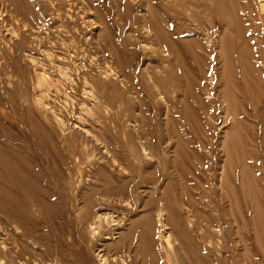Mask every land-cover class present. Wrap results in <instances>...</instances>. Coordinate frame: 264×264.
Here are the masks:
<instances>
[{
  "label": "rangeland",
  "instance_id": "374dc122",
  "mask_svg": "<svg viewBox=\"0 0 264 264\" xmlns=\"http://www.w3.org/2000/svg\"><path fill=\"white\" fill-rule=\"evenodd\" d=\"M26 1L33 11L63 7L55 15L47 12L42 25L48 26L39 29L24 26L10 1L0 0V125L15 138L14 149L32 157L41 177L38 186L45 188L38 195L47 204L38 213L30 198L27 212L17 219L0 208V264H191L196 257L200 263L208 258L209 264H264V0H182L181 17L171 0ZM154 15L167 22L166 31L195 59L186 56L181 65L169 47L159 44L148 28ZM47 54L60 55L52 58L57 59L54 67L69 68L73 81L61 78L69 93L66 100L54 93L45 99L53 115L36 102L40 94L34 69L49 64L46 69L60 76ZM243 89L254 96L250 102L242 98ZM228 90L242 98L237 96V109H231L236 114L221 104ZM257 101L260 126L254 115ZM34 131L45 137V145ZM76 160L83 166L80 171L73 169ZM224 166L230 167L232 181L228 178L226 189L220 185ZM154 181L160 184L157 190ZM106 189L119 192L126 203H105L101 195ZM161 211L163 224L158 222ZM161 230L171 235L172 247L164 243L165 250Z\"/></svg>",
  "mask_w": 264,
  "mask_h": 264
},
{
  "label": "bare ground",
  "instance_id": "6f19581e",
  "mask_svg": "<svg viewBox=\"0 0 264 264\" xmlns=\"http://www.w3.org/2000/svg\"><path fill=\"white\" fill-rule=\"evenodd\" d=\"M8 1H10V6H11V10H12V12H13V14H16L18 17H20V18H22L23 20H22V22L24 23V26H27L26 25V23H30V27H37L38 25H41V26H46V25H42L43 23H45V22H47L46 21V13L47 12H51V11H54L53 12V15H55L56 13H58L59 11H61L62 9V7L63 6H61V7H56L55 6V4L54 5H51L50 6V8H51V10H50V8H47V7H38V9H36L35 11H33V8L31 7V5L28 3V1H26V0H8ZM186 1H188V0H186ZM225 1H227V0H225ZM84 2V1H83ZM184 2V1H183ZM9 3V2H8ZM179 3H182V0H171V2H170V4H171V6L172 7H175V14H177L176 16H179V17H181L182 16V4H180L181 5V7H180V5H179ZM3 4H5V3H3ZM186 4H187V2H186ZM191 3H189L188 5H190ZM185 5V4H184ZM183 5V6H184ZM10 6H9V8H10ZM186 6V5H185ZM5 7H6V4H5ZM35 7V6H34ZM8 8V9H9ZM182 8V9H181ZM5 9V8H4ZM35 9V8H34ZM65 9V8H64ZM184 9H185V7H184ZM216 9H217V7H216ZM222 9H223V7H222ZM187 10V9H186ZM224 10V9H223ZM226 10H227V7H226ZM6 12V11H5ZM158 12V11H157ZM6 14V13H5ZM157 15H154V17H153V20H151L148 24H149V29L151 28L152 29V31H154V36H156V39H158L157 41L158 42H160L159 44H161L162 43V45H164L165 47L167 46V48L169 47L170 49H171V51H172V53H174L175 54V56H176V58H177V60L181 63V65H184V60H185V57L187 56V58H188V56L190 57L189 58V60L191 59V58H193V59H195L196 58V56H194V54H192V52L191 51H189V49H188V47L187 46H184L183 45V43L182 42H177V41H175V40H173V39H175L174 37H172L173 35H171L172 33H168L167 31H166V29H165V27H164V25H165V23H167V22H165V20H163V21H161L159 18H158V16L156 17ZM17 18V17H16ZM21 22V21H20ZM11 25V24H10ZM31 25H34V26H31ZM48 26V25H47ZM148 26V25H147ZM167 26V25H166ZM38 28L40 29V26H38ZM147 28V29H148ZM36 29V28H35ZM49 31V30H48ZM174 34V33H173ZM175 35V34H174ZM59 36V35H58ZM43 42V41H42ZM231 42V41H230ZM51 43V42H50ZM56 45V44H55ZM70 45V44H69ZM230 45V44H229ZM36 46V45H35ZM43 46V45H42ZM49 46V45H48ZM55 47V46H54ZM65 47V46H64ZM232 47V46H231ZM39 48V47H38ZM234 48V47H233ZM169 49V50H170ZM170 51V52H171ZM198 51V50H197ZM236 52V51H235ZM49 53V52H48ZM45 55V54H44ZM48 55V54H47ZM46 55V56H47ZM56 55V54H55ZM54 55V56H55ZM244 55V54H243ZM52 57L50 54L47 56V57H51V60H52V58H60V55H58L59 57H57V55L55 56V57ZM235 56V55H234ZM64 57V56H63ZM71 57V56H70ZM232 57V56H231ZM67 58V57H66ZM49 59V58H48ZM63 59V58H62ZM228 59V58H227ZM30 60H32V59H30ZM50 60V59H49ZM49 60H47V61H49ZM51 60H50V62H51ZM54 60V61H53ZM52 60V62L50 63V64H52L53 65V68H56V70L58 71V73H59V77H57V76H54V74H52L53 72H49L48 70H51V69H46V67L48 66H50L49 64H47V66L45 67V66H42V65H39V66H41V67H38L37 69H34L35 70V72H36V74L35 75H37L36 77H37V79L35 78V80L37 81V83L36 84H38V90H39V93L38 94H40L39 95V99H38V101H36L37 102V104H38V106L41 108V110L43 109L45 112H49L50 111V113H52V115H53V113H54V110L51 108V106H49L50 104H51V102L49 103V104H47V102L45 101V99H47V98H50V97H52V96H50V94H52V93H54V94H60L61 96H63V98L66 100L67 98H69V93H67V91H66V83L65 82H73L72 81V74H71V70H69V68H67L65 65V67H63V66H60V65H58L57 66V61H56V66L54 67V62H55V60H57V59H53ZM65 60V59H64ZM67 60V59H66ZM234 60V59H233ZM33 61H37V60H35V59H33L32 60V62ZM60 61H62V60H59V62ZM42 62H43V60H42ZM44 62H45V59H44ZM44 62H43V65H44ZM69 62V61H68ZM75 62V61H74ZM80 62H81V60H80ZM250 62V61H249ZM251 62H252V60H251ZM36 64H38L37 62H35ZM63 63V62H62ZM76 63V62H75ZM229 63V62H228ZM243 63V62H242ZM36 64H34L33 63V65L35 66ZM39 64H41V63H39ZM61 64V63H60ZM247 64H248V61H247ZM32 65V66H33ZM46 65V64H45ZM61 65H63V64H61ZM248 65H250L251 67H252V70H253V66H252V63L251 64H248ZM33 66V68H35ZM80 66V65H79ZM180 66V65H179ZM185 66V65H184ZM74 67H76V66H74ZM191 67V66H190ZM248 68V67H247ZM77 69V68H76ZM85 69V68H84ZM104 69V68H103ZM249 70L251 69L250 67L248 68ZM33 70V71H34ZM55 70V71H56ZM77 71V70H76ZM104 71V70H103ZM112 71V70H111ZM237 72V71H236ZM249 72V71H248ZM254 72H256V71H254ZM75 73V72H74ZM148 73V72H147ZM252 73V72H251ZM77 74H78V72H77ZM95 74V73H94ZM107 74H109V73H107ZM256 74V73H255ZM114 75V74H113ZM76 76V75H75ZM91 76V75H90ZM104 76V75H103ZM102 76V77H103ZM229 76V75H228ZM255 76V75H254ZM260 76V75H259ZM107 77V76H106ZM106 77H104V78H106ZM258 77V76H257ZM61 78L62 79H64L65 80V82H64V80H61ZM100 78V77H99ZM92 79V78H91ZM77 80V79H76ZM252 80V79H251ZM260 80V79H259ZM236 82V81H235ZM85 83H87V82H85ZM91 83V82H90ZM257 83H259L258 82V80H257ZM72 84V83H71ZM88 84V83H87ZM33 85V84H32ZM243 85V84H242ZM245 85V84H244ZM249 85V84H248ZM248 85H247V87H248ZM91 86V85H90ZM260 86V85H259ZM37 87V86H36ZM80 87V86H79ZM244 87V86H243ZM254 87V86H253ZM245 89H247V88H245ZM245 89H243V91L241 90V93L243 94V96H242V98L243 99H245L244 97H246L247 99H245V101L247 102H250L249 100H248V98H250V99H252V94L248 91V90H245ZM68 90V89H67ZM74 90V89H73ZM84 91V90H83ZM95 91V90H94ZM230 91H232V90H230ZM229 90L224 94V97H222V100H221V104H224L225 106L227 105V107L228 108H230V110L231 109H237V107L235 106L236 105V97L238 96V98L240 97V95H237L236 96V94H234V92L232 93V92H230ZM252 91V90H251ZM210 92V91H209ZM159 93V92H158ZM71 94V93H70ZM85 94H86V91H85ZM96 94V93H95ZM37 95V94H36ZM35 95V96H36ZM92 95V94H91ZM196 95H198V94H196ZM38 96V95H37ZM58 96V95H57ZM258 96V95H257ZM71 97V96H70ZM103 97V96H102ZM36 98V97H35ZM60 98V97H59ZM72 98V97H71ZM88 98V97H87ZM92 98V97H91ZM196 98V97H195ZM238 98H237V100H238ZM241 98V97H240ZM241 98V99H242ZM253 98H254V96H253ZM257 98H259L258 100L259 101H262V98L259 96V97H256L255 96V99L257 100ZM57 99V98H56ZM192 99V98H191ZM196 99H198V98H196ZM14 100V99H13ZM48 100V99H47ZM70 101V100H69ZM93 101V100H92ZM98 101V100H97ZM101 101V100H100ZM196 101V100H195ZM198 102H199V104H202V105H204L205 106V108H211V106H207L206 104H204L203 103V100L201 99V100H197ZM239 101V100H238ZM63 102V101H62ZM67 102V101H66ZM202 102V103H201ZM241 102H243V101H241ZM246 102H244V106H246L245 104H246ZM53 103V102H52ZM65 103V102H64ZM84 103V102H83ZM214 103H216L215 101H214ZM257 103H258V101H257ZM256 103V104H257ZM262 103V102H261ZM61 104V103H60ZM86 104V103H85ZM100 104V103H99ZM198 104V103H197ZM218 104V103H217ZM241 104V103H240ZM243 104V103H242ZM249 104H251V103H249ZM248 104V105H249ZM82 105V104H81ZM80 105V106H81ZM219 105V104H218ZM218 105H217V107H218ZM251 105H253V104H251ZM255 105V104H254ZM55 106V105H54ZM66 106V105H65ZM105 106V105H104ZM215 106H216V104H215ZM36 107V106H35ZM58 107V106H57ZM57 107H54V108H56V109H60L59 107L57 108ZM68 107H69V105H68ZM96 107V106H95ZM189 107V106H188ZM217 107H216V109H217ZM243 107V106H242ZM250 107V106H249ZM191 108V107H190ZM221 107L219 106V108H218V110L220 109ZM244 108V107H243ZM55 109V111H58V110H56ZM67 109V108H66ZM84 109V108H83ZM89 109H91V108H89ZM85 110V112L87 111V113H89V115L91 114V113H93V111L92 110ZM98 109V108H97ZM104 109H106V108H104ZM214 109H215V107H214ZM226 109V108H225ZM235 109V110H236ZM259 109H260V102L256 105V110H257V112H255V114L254 115H256V123H257V125H261V122H263L262 120H264V119H262L261 120V118H262V116H261V111H259ZM29 110V109H28ZM42 110V111H43ZM107 110V109H106ZM202 110V109H201ZM244 110V109H243ZM254 109L252 108L251 109V111H249V112H252ZM2 111V110H1ZM24 111V110H23ZM63 111V110H62ZM205 110H203V112H204ZM208 111H210V110H208ZM212 111H214L215 112V110H213L212 108H211V113L209 112V114H214V113H212ZM217 111V110H216ZM228 111H229V109H228ZM232 111V110H231ZM230 111V113H233V111L231 112ZM242 111V110H241ZM4 112V111H3ZM3 112H1V114L3 113ZM29 112V111H28ZM40 112V111H39ZM47 112V113H48ZM59 112V111H58ZM236 112V111H235ZM234 112V113H235ZM57 113V112H56ZM205 113V112H204ZM203 113V114H204ZM230 113H228V114H230ZM233 113V114H234ZM241 114V112H238L237 114ZM28 114V113H27ZM31 114V116H32V113H30ZM42 114V113H41ZM40 113H39V115H41ZM49 114V113H48ZM58 114V113H57ZM96 114V113H95ZM216 114L217 113H215V115H214V117L216 116ZM236 114V113H235ZM244 114L245 115H243V116H246L247 114V116L249 117L250 116V114L248 113V112H244ZM252 114V113H251ZM50 115V114H49ZM60 115H61V112H60ZM59 115V116H60ZM206 115V114H205ZM207 115H208V113H207ZM206 115V118H208V116ZM242 115V114H241ZM58 116V117H59ZM92 116V115H91ZM188 116H190V115H188ZM204 116V115H203ZM211 116V115H210ZM34 117V116H33ZM51 117V116H50ZM53 117H55V116H53ZM52 117V118H53ZM61 117V116H60ZM191 117V116H190ZM198 117V116H197ZM205 117V116H204ZM228 118H229V116H227ZM233 117H235V116H233ZM194 118H196V117H194ZM200 119H201V117H199ZM216 118V117H215ZM29 119V118H28ZM47 119V118H46ZM205 119V118H204ZM210 119H212V117L210 118L209 117V119H207L208 121L210 120ZM1 116H0V124H1ZM37 120V119H36ZM57 120V119H56ZM55 120V121H56ZM63 120V119H62ZM202 120H203V118H202ZM3 121V120H2ZM39 121V120H38ZM45 121V120H44ZM60 122H63V121H61V119L59 120ZM68 121V120H67ZM194 121V119H193V117H192V122ZM215 121V120H214ZM23 122V121H22ZM95 122V121H94ZM194 122H196V123H199L200 124V122L198 121H194ZM193 122V123H194ZM39 123V122H38ZM58 124H60L59 122H57ZM63 123H65V122H63ZM211 123V122H210ZM213 123V122H212ZM211 123V125H213ZM255 123V122H254ZM81 124V123H80ZM65 125V124H64ZM2 125H0V208H2L10 217H13V218H19V214L23 211V212H27V209L29 208V204H30V198H32L31 200H33L32 202H33V207H35L36 209H37V211H38V213L39 212H41V210H43L44 208H45V204H47L45 201V203L40 199V197H39V195H38V193L39 192H41V190H43V189H45L44 188V186H42L43 187V189H42V187H39V186H41V184L38 186V182L40 181V179H41V177H40V175L38 174L39 172L37 171V169H36V166H34V165H32V162H31V160H32V157H30V156H25L26 154L24 153V152H20V151H18V150H16V149H14V141H15V138L12 136V135H10V134H12V133H9V131L7 132L6 131V129H4V128H2L1 127ZM62 126H63V124H62ZM61 126V128H64V127H62ZM9 127V126H8ZM27 127V126H26ZM50 127H52V126H50ZM75 127V126H74ZM67 128V127H66ZM79 128V127H78ZM242 128V127H241ZM10 129H12V128H10ZM36 128H33V130H35ZM41 129H42V127H41ZM65 129V128H64ZM26 130V129H25ZM32 130V131H33ZM44 130V129H43ZM42 130V131H43ZM32 131H31V133H32ZM41 131V130H40ZM44 131H46V130H44ZM71 132V131H70ZM84 132V131H83ZM87 132V131H86ZM91 132V131H90ZM9 133V134H8ZM30 133V134H31ZM34 133V136L36 135V139L39 141V143L40 144H42V145H45V141H46V139H45V137H41L40 135H38L35 131L33 132ZM42 133H44V132H42ZM64 133V132H63ZM99 133V132H98ZM17 134V133H16ZM86 134V133H85ZM87 134H89V132H87ZM44 135H45V133H44ZM58 135V134H57ZM61 135V134H60ZM233 135V134H232ZM49 136V135H48ZM63 136V135H62ZM89 136V135H88ZM255 136H257V135H255ZM254 136V137H255ZM261 136V135H260ZM64 137V136H63ZM99 136H97V138H98ZM258 137H259V135H258ZM263 137V136H262ZM49 138V137H48ZM68 138V137H67ZM96 138V139H97ZM138 138H139V136H138ZM17 139H19V138H17ZM50 140H48L49 142L51 141V137L49 138ZM94 139H95V137H94ZM260 139V138H259ZM263 139L264 138H262V144L264 143L263 142ZM23 140V139H22ZM56 140V139H55ZM63 140V139H62ZM98 140V139H97ZM237 140V139H236ZM255 140H256V138H255ZM255 140H254V142H255ZM240 141H242V140H240ZM20 142V141H19ZM52 142V141H51ZM96 142H100V141H96ZM102 142V141H101ZM100 142V143H101ZM104 142V141H103ZM258 142V143H257ZM259 142H260V140L259 141H256L255 143L258 145L259 144ZM18 143V142H17ZM16 143V145H18ZM65 143V142H64ZM39 144V145H40ZM232 144H234V143H231V145ZM15 145V146H16ZM52 145L54 146V144L52 143ZM99 145V144H98ZM103 145H104V143H103ZM144 145V144H143ZM260 145V144H259ZM58 146V145H57ZM61 146V145H60ZM64 146V145H63ZM75 146V145H74ZM142 146V145H141ZM228 146V145H227ZM261 146V145H260ZM259 146V149L261 148ZM232 147V146H231ZM56 148V147H55ZM70 148V147H69ZM210 151H211V147H207ZM211 148V149H210ZM223 148V147H222ZM30 149V148H29ZM45 150H46V148H44ZM72 149V148H71ZM74 149V148H73ZM72 149V150H73ZM87 149V148H86ZM233 149V148H232ZM57 150V149H56ZM110 150V149H109ZM117 150V149H116ZM213 150V149H212ZM74 151H76V150H74ZM142 151H143V149H142ZM145 151V150H144ZM209 151V152H210ZM235 152V151H234ZM61 153V152H60ZM72 153V152H71ZM80 153V152H79ZM175 153V152H174ZM211 153V152H210ZM230 153H231V151H230ZM232 153H233V150H232ZM25 154V155H24ZM119 154V153H118ZM75 155H76V153H75ZM79 155L80 154H78V156L76 157V159L78 160V157H79ZM177 155V154H176ZM187 155V154H186ZM232 154H230V156H231ZM244 155V154H243ZM243 155H242V158H244L245 157V155H244V157H243ZM230 156H229V158H230ZM80 157H81V155H80ZM236 157V156H235ZM92 158V157H91ZM109 158V157H108ZM180 158V157H179ZM231 158H234V157H231ZM240 158V157H239ZM54 159V158H53ZM75 159V158H74ZM114 159V158H113ZM117 159V158H116ZM116 159H115V161H116ZM137 159V158H136ZM245 159V158H244ZM77 160L75 161V162H77ZM94 160V159H93ZM182 160V159H181ZM237 160V159H236ZM241 160V159H240ZM79 161V160H78ZM115 161H114V163L113 164H117V163H115ZM121 161V160H120ZM177 161V160H176ZM245 161V160H244ZM75 162H73V163H75ZM105 162V161H104ZM117 162L119 163V160H117ZM137 162V161H136ZM242 162V161H241ZM78 163V162H77ZM178 163V162H177ZM54 164H55V162H54ZM167 164V163H166ZM68 165V164H67ZM71 165V164H70ZM75 165V164H74ZM119 165H121V164H119ZM118 165V166H119ZM199 165V164H198ZM56 166V165H55ZM72 166V165H71ZM114 166V165H113ZM123 166V165H122ZM121 166V167H122ZM205 166V165H204ZM215 166V165H214ZM231 166V165H230ZM259 166V165H258ZM74 167V166H73ZM72 167V168H73ZM82 164H76L75 165V167L73 168L75 171L77 170V171H80L81 169H82ZM212 167H213V165H212ZM234 167V166H233ZM232 167V168H233ZM256 167H257V165H256ZM59 168V167H58ZM68 168V167H67ZM71 168V169H72ZM124 168V167H123ZM198 168H199V166H198ZM210 168V167H209ZM208 168V169H209ZM227 168H230V167H227V166H224V170H222L223 171V175H224V177H223V179H222V181L219 179V181H221L222 183H220V185H221V187L223 188V189H226L227 188V186H225V184H226V182L228 181V178H230V177H227ZM231 168V169H232ZM260 169L262 168L261 166L259 167ZM259 168H258V170H259ZM70 169V168H69ZM121 169V168H120ZM119 169V170H120ZM184 169V168H183ZM212 169V168H211ZM234 169H236L235 167H234ZM245 169V168H244ZM201 169H199V171H200ZM202 170H204L203 168H202ZM202 170H201V172H202ZM262 170V169H261ZM264 170V169H263ZM262 170V171H263ZM48 171V170H47ZM126 171V170H125ZM187 171H189V170H187ZM187 171H185V169L183 170V172L184 173H186ZM206 171V174H207V170H205ZM212 170H209V172H211ZM230 171H232V170H230ZM260 171V170H259ZM106 172V171H105ZM175 172H177V171H175ZM190 172V171H189ZM196 172V171H195ZM236 172V171H235ZM234 172V173H235ZM78 173V172H77ZM83 173V172H82ZM91 173V172H90ZM181 173V172H180ZM212 173H213V171L210 173L211 174V176H213L212 175ZM232 173H233V171H232ZM237 173V172H236ZM235 173V174H236ZM51 174V173H50ZM190 174H191V172H190ZM193 174V173H192ZM195 174V173H194ZM200 174V173H199ZM254 174V173H253ZM72 175V174H71ZM79 175V174H78ZM186 175H187V173H186ZM201 175V174H200ZM222 175V176H223ZM243 175V174H242ZM77 176V175H76ZM83 175L81 174V176L79 175V177L81 178ZM97 176L99 177V178H102L103 176H104V174L102 173V172H98L97 173ZM165 176V175H164ZM191 176H193V175H191ZM199 176V175H198ZM197 176V177H198ZM222 176H221V178H222ZM233 176V175H232ZM247 176H248V174H247ZM251 176V175H250ZM264 176V175H263ZM75 177V176H74ZM78 177V176H77ZM162 176H160V178H161ZM233 177H235V176H233ZM163 179L165 178V177H162ZM182 178V177H181ZM214 178V177H213ZM212 178V180L214 181L215 179H213ZM264 177H262V179H263ZM185 179V178H184ZM225 179H227L226 181H225ZM251 179H253V178H251ZM160 180V179H159ZM170 180V179H169ZM230 181H231V178L229 179ZM233 180V179H232ZM259 180V179H258ZM257 180V183H259V181ZM82 181V180H81ZM98 181H99V179H98ZM112 181V180H111ZM200 181V180H199ZM213 181H211L210 182V184L212 185V188H213V186L216 184L215 182L213 183ZM101 182V181H100ZM139 182V181H138ZM162 181L160 180V182L159 183H161ZM177 182V181H176ZM232 182V181H231ZM248 182V181H247ZM74 183V182H73ZM111 183V182H110ZM110 183H107L108 185L107 186H109L110 185ZM156 183V181H154V190H157V187L158 186H160V184L159 183H157V184H155ZM200 183V182H199ZM204 183V182H203ZM112 184V183H111ZM150 184H151V182H150ZM179 184V183H178ZM201 184H202V182H201ZM200 184V185H201ZM206 184V183H205ZM149 185V184H148ZM152 185V184H151ZM179 185H181V184H179ZM194 185V184H193ZM197 185H198V183H197ZM199 185V186H200ZM233 185V184H232ZM216 186V185H215ZM151 187V186H150ZM194 187H195V185H194ZM194 187H192V188H194ZM220 187V188H221ZM226 187V188H225ZM233 187V186H232ZM240 188H241V186H239ZM109 188V187H108ZM164 188V187H163ZM200 188V187H199ZM199 188H198V190H199ZM229 188H231V186L229 187ZM152 189V190H153ZM160 189V188H159ZM197 189V188H196ZM214 189V188H213ZM232 189V188H231ZM234 189V188H233ZM236 190H237V188H235ZM242 189V188H241ZM254 189V188H253ZM99 190H100V188H99ZM168 190V189H167ZM187 190H190L189 189V187H188V189ZM246 190V189H245ZM249 190H251V188L249 189ZM255 190V189H254ZM169 191V190H168ZM171 191V190H170ZM185 191H186V188H185ZM228 191V190H227ZM227 191L225 192L227 195L229 194V192L227 193ZM262 191V190H261ZM157 192V191H156ZM163 192H164V190H163ZM184 191H182V195L184 194L183 193ZM187 192H189V191H187ZM211 192H212V190H211ZM210 192V193H211ZM215 192V191H214ZM246 192V191H245ZM253 192V191H252ZM251 191H250V193H252ZM254 192H256V193H258L257 192V190L256 191H254ZM253 192V193H254ZM263 192V191H262ZM261 192V195L263 194ZM45 193H46V191H45ZM49 193V192H48ZM119 192H117V191H112V190H110V189H106L103 193H102V195H101V197L102 198H104L105 200V203H107V204H116V203H121V204H123V203H126V200H121V198L122 197H120V198H118L119 197V194H118ZM243 193H244V191H243ZM252 193V194H253ZM163 194V193H162ZM232 194H234L233 195V197L235 196V193H234V191L232 192ZM237 194V193H236ZM242 194V193H241ZM255 194V193H254ZM260 194V192L258 193V194H256V195H259ZM48 195V194H47ZM98 195V194H97ZM100 195V194H99ZM165 196H167L168 195V192L166 191V194H164ZM163 195V196H164ZM212 195V193L210 194V196L208 197V199H209V203L210 204H212V200H213V197L211 196ZM238 195V194H237ZM251 195V194H250ZM95 197H96V195H94ZM226 196V195H225ZM230 196V197H229ZM228 197L229 198H233V197H231L232 195H229ZM239 196V195H238ZM263 196V195H262ZM50 197V196H49ZM160 197V196H159ZM180 197H182V196H180ZM215 197V196H214ZM253 196H251V198H252ZM260 197V196H259ZM88 198H90L89 196H88ZM184 198V197H183ZM228 198V199H229ZM85 199V198H84ZM92 199L93 198H91V201H92ZM155 199V198H154ZM163 199H164V197H163ZM235 199V198H234ZM239 199V202H240V198H238ZM248 199V198H247ZM255 199H259L258 198V196L256 197L255 196ZM262 199V198H261ZM260 199V200H261ZM94 200V199H93ZM103 200V199H102ZM167 200H169V198L167 199ZM233 199H231V201H232ZM253 200V199H252ZM259 200V201H260ZM50 201V200H49ZM163 201V200H162ZM179 201V200H178ZM182 201V200H181ZM215 201V200H214ZM230 201V200H229ZM234 201V200H233ZM231 202V203H234V202ZM256 201V200H255ZM259 201H257V202H259ZM262 201V200H261ZM48 202V201H47ZM236 202V201H235ZM104 203V204H105ZM155 203V202H154ZM180 203V202H179ZM182 203V202H181ZM193 202H191V207H193L194 206V204H192ZM256 203V202H255ZM32 204V203H31ZM95 204H100V202L98 201V202H96ZM245 204V203H244ZM49 205V204H48ZM51 205V204H50ZM171 205V204H170ZM169 205V207H171ZM262 205V204H261ZM164 207V206H163ZM162 207V210H164V208ZM240 207V206H239ZM255 207V206H254ZM259 207V206H258ZM262 207V206H261ZM49 208V207H48ZM172 208V207H171ZM194 208V207H193ZM224 208V207H223ZM204 209V208H203ZM33 210V209H32ZM31 209H30V211H32ZM35 210V209H34ZM158 210V209H157ZM197 210V209H196ZM171 211H173V210H171ZM227 211V210H226ZM241 211V210H240ZM159 212V211H158ZM165 212V211H164ZM163 212V213H164ZM216 212V211H215ZM28 213H29V211H28ZM163 213H162V211L160 212V217L158 218L159 220H160V218H162L161 217V214L163 215ZM168 213V212H167ZM198 213V212H197ZM24 214V213H23ZM171 214V213H170ZM189 214V213H188ZM214 214V213H213ZM100 215V214H99ZM243 215V214H242ZM110 216V214H108V217ZM172 216V215H171ZM175 216V215H174ZM189 216V215H188ZM196 216V215H195ZM44 217H47V216H44ZM97 217V216H96ZM102 217H104V216H102ZM207 217H209L210 218V216H207ZM219 217V216H218ZM232 217H233V215H232ZM243 217V216H242ZM99 219L101 218V217H98ZM107 218V217H106ZM109 218H111V217H109ZM113 218V217H112ZM170 218H172V217H170ZM208 218V219H209ZM165 219V218H164ZM188 219H191V218H188ZM204 219V218H203ZM207 219V220H208ZM234 219V218H233ZM236 219V218H235ZM241 219V218H240ZM244 219V218H243ZM105 220H107V219H105ZM162 220H163V218H162ZM192 220V219H191ZM201 220V219H200ZM211 220H212V218H211ZM262 220V219H261ZM260 220V221H261ZM109 221V220H108ZM107 221V222H108ZM169 221V220H168ZM178 221V220H177ZM213 221V220H212ZM242 221V220H241ZM111 222V221H110ZM116 222V221H115ZM158 222H161V220L160 221H158ZM208 222V221H207ZM210 222V221H209ZM214 222V221H213ZM212 222V223H213ZM235 222V221H234ZM238 222V221H237ZM101 223V222H100ZM162 223V222H161ZM191 223H193V222H191ZM190 223V224H191ZM211 222H210V224H212ZM239 223V222H238ZM109 224V223H108ZM113 224V223H112ZM151 224V223H150ZM163 224V223H162ZM162 224H160V225H162ZM205 224V223H204ZM165 225V224H164ZM189 225V224H188ZM108 226V225H107ZM151 226V225H150ZM149 226V229L150 228H152V227H150ZM195 226V225H194ZM210 226V225H209ZM239 226H241V225H239ZM147 227H148V225H147ZM162 227V226H161ZM106 228V227H105ZM180 228V227H179ZM189 228V227H188ZM206 228V227H205ZM100 229V228H99ZM162 230H163V228H161ZM197 229H200V228H197ZM258 229V228H257ZM151 230V229H150ZM153 230V229H152ZM151 230V231H152ZM161 230V231H162ZM189 230V229H188ZM218 230V229H217ZM216 230V231H217ZM239 231H240V229H238ZM237 230V231H238ZM145 231V230H144ZM200 231H201V229H200ZM203 231V230H202ZM201 231V232H202ZM222 231V230H221ZM160 232V231H159ZM99 233V232H98ZM150 232H148L147 234H149ZM152 233V232H151ZM161 234H160V239L159 240H161L160 241V245L161 244H163V249H164V243H166L168 246H171L170 244H171V240H170V237H171V235L170 234H168V236H165V234L163 233V231L162 232H160ZM166 233V232H165ZM170 233V232H169ZM219 233V232H218ZM221 233V232H220ZM220 233H219V235H220ZM145 234H146V231H145ZM146 234V235H147ZM178 234V233H177ZM183 234V233H182ZM191 234V233H190ZM200 234H202V233H200ZM222 235H223V233H221ZM259 234V233H258ZM152 234H149V236H151ZM170 235V236H169ZM199 235V233L196 235L197 237H199L198 239L199 240H201V241H203V239H204V237L203 236H198ZM149 236L147 237V240L149 239ZM172 236H174V234L172 235ZM146 237V236H145ZM152 237V236H151ZM243 237V236H242ZM152 239V238H151ZM150 240V239H149ZM206 240V239H205ZM211 240V239H210ZM200 241V242H201ZM219 241V240H218ZM224 241V240H223ZM147 243H148V241H147ZM198 243V242H197ZM224 243V242H223ZM149 244V243H148ZM205 244V243H204ZM144 245V244H143ZM216 245V244H215ZM145 246V245H144ZM188 246V245H187ZM198 246V245H197ZM209 246H210V244H209ZM172 247V246H171ZM182 248V247H181ZM200 248V247H199ZM205 248V247H204ZM145 249V248H144ZM162 249V250H163ZM171 249H173V248H171ZM206 249H207V247H206ZM215 249V248H214ZM218 249V248H217ZM161 250V249H160ZM165 250V249H164ZM208 250V249H207ZM206 250V251H207ZM195 251V250H194ZM198 251V250H197ZM213 251V250H212ZM143 252V251H142ZM146 252V251H145ZM218 252V251H217ZM154 253V252H153ZM166 253V252H165ZM168 253V252H167ZM219 254V253H218ZM203 255V254H202ZM206 255V254H205ZM167 256V255H166ZM207 256V255H206ZM162 257V256H161ZM222 257V256H221ZM163 258V257H162ZM166 258V257H165ZM180 258V257H179ZM226 258V257H225ZM154 259H156V258H154ZM169 259V258H168ZM177 259V258H176ZM205 259V258H204ZM203 259V261H207V259H205L204 260ZM148 260H149V258H148ZM201 260V259H200ZM197 257L196 258H193V260H192V263L191 264H202L203 263V261H202V263H200L201 261H200ZM222 260V259H221ZM125 261V260H124ZM123 261V262H124ZM206 261H205V264H206ZM218 261V260H217ZM103 262V261H102ZM106 262V261H105ZM164 262V261H163ZM212 262V261H211ZM222 262V261H221ZM225 262H226V260H225ZM125 263V262H124ZM156 263V262H155ZM170 264H173L171 261L169 262ZM178 263V262H177ZM207 263L209 264V262L207 261ZM129 264V263H128ZM164 264V263H163ZM204 264V263H203ZM213 264V263H212ZM226 264H228L227 262H226Z\"/></svg>",
  "mask_w": 264,
  "mask_h": 264
}]
</instances>
